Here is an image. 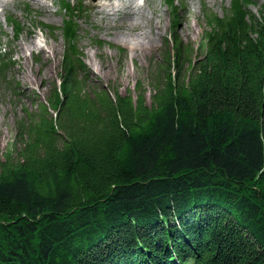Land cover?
Masks as SVG:
<instances>
[{
    "label": "trees",
    "instance_id": "1",
    "mask_svg": "<svg viewBox=\"0 0 264 264\" xmlns=\"http://www.w3.org/2000/svg\"><path fill=\"white\" fill-rule=\"evenodd\" d=\"M177 1L150 101L141 82L90 90L84 10L62 0L70 18L44 25L65 47L40 113L0 151V264H264V3L206 12L194 44ZM14 67L0 47V89L16 90Z\"/></svg>",
    "mask_w": 264,
    "mask_h": 264
},
{
    "label": "rangeland",
    "instance_id": "2",
    "mask_svg": "<svg viewBox=\"0 0 264 264\" xmlns=\"http://www.w3.org/2000/svg\"><path fill=\"white\" fill-rule=\"evenodd\" d=\"M232 1L178 0L179 9L175 20L179 23L183 40L199 43L208 27L205 13L213 12L224 16ZM254 1L256 6H252L251 10L257 14L264 0ZM71 2L85 9L83 14L78 12L76 22L80 29L79 42L84 53V62L90 69V90L104 86L111 89L110 91L119 88L122 94H126L129 90L135 92L137 83L141 82L148 91L147 98L150 101L152 90L149 84L167 50L166 38L173 21V15L171 16L164 0H150L148 6L145 4L146 14L153 16L150 23L155 29L154 46L140 51H133L130 44L124 41L126 38L120 29L125 22L122 23L120 18L108 19L105 15L96 13L94 4L108 3L107 0ZM155 7L157 12L151 14ZM47 9L49 12L37 6L34 0H15L7 6L4 14H0V47L4 53L13 55L15 67L9 72L8 78L16 83V90L0 89L2 153H6L17 142L19 125L26 118V113H40L38 103L46 102L54 82L58 80L65 47L64 37L62 30L53 34L44 25L61 29L70 16L60 9L58 0H48ZM158 17L162 19L161 22ZM11 19L16 20L22 27L23 32L19 38H15L16 30ZM32 42L37 43L33 51L28 48ZM121 48L126 50L124 55L120 54Z\"/></svg>",
    "mask_w": 264,
    "mask_h": 264
},
{
    "label": "bare ground",
    "instance_id": "3",
    "mask_svg": "<svg viewBox=\"0 0 264 264\" xmlns=\"http://www.w3.org/2000/svg\"><path fill=\"white\" fill-rule=\"evenodd\" d=\"M15 0H0V10L5 13L6 7L12 4ZM39 7L47 9L48 0H34ZM108 3L94 4V9L97 14L105 15L106 18H120L122 23L125 22L120 29L122 35L126 38L125 42L130 44L133 51L147 50L153 48V34L155 29L150 20L153 18L146 14L145 6L139 4L138 0H107ZM150 0H145V4L148 6ZM3 8V9H2ZM157 12V8H153L151 14ZM159 18V17H158ZM162 19L159 18V22ZM148 28V29H147ZM161 28V27H160ZM37 47L36 42H32L28 46L30 50H34ZM25 49V47H23ZM54 50L53 47H51Z\"/></svg>",
    "mask_w": 264,
    "mask_h": 264
}]
</instances>
